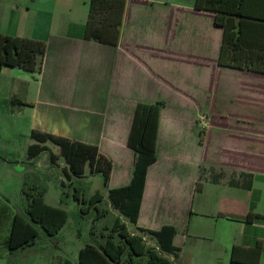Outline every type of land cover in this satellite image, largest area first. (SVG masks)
<instances>
[{
	"label": "crops",
	"instance_id": "crops-1",
	"mask_svg": "<svg viewBox=\"0 0 264 264\" xmlns=\"http://www.w3.org/2000/svg\"><path fill=\"white\" fill-rule=\"evenodd\" d=\"M89 1L0 0V33L47 45L40 72L0 68L29 85L20 112L29 111L30 134L36 129L98 146L113 164L109 186L121 187L133 174L128 140L136 106L163 101L157 160L148 169L138 225L173 224L179 245V234L184 242V228L201 214L209 219L206 232L221 239L217 263L239 264L231 260L234 245L260 244L262 264L264 73L219 64L224 29L195 3L126 0L119 42L110 45L84 37ZM165 117L174 122L168 145ZM202 117L206 125L193 152ZM187 166L194 172L176 192L184 182L178 168Z\"/></svg>",
	"mask_w": 264,
	"mask_h": 264
},
{
	"label": "trees",
	"instance_id": "trees-1",
	"mask_svg": "<svg viewBox=\"0 0 264 264\" xmlns=\"http://www.w3.org/2000/svg\"><path fill=\"white\" fill-rule=\"evenodd\" d=\"M125 5L126 0H90L84 37L117 45ZM195 7L213 12L215 23L224 29L220 65L264 73V0H196ZM46 50L47 45L42 40L0 33V67L40 72ZM163 105V101L137 104L128 140L135 154L133 174L130 183L121 187L109 186L113 164L99 152L98 146L32 130L30 136L34 142L28 148L30 159L50 149L48 143H51L59 151L50 152L51 162L56 163L63 157L72 173L79 177L86 175L87 169L91 175L100 174L107 190L110 208L100 206L104 199L101 191L97 190L88 198L82 186L76 189L75 199L87 206V210L94 208L96 219L115 214L112 224L101 233V240L80 249L79 264H177L181 247L175 243L176 226L164 224L154 229L138 225L148 169L157 160ZM45 192L39 185L24 183V215L15 216L11 248L33 246L39 237V228L49 237H55L66 224L67 211L47 204ZM246 218L249 220L250 215ZM261 251L260 244L252 248L234 245L231 260L239 264H258Z\"/></svg>",
	"mask_w": 264,
	"mask_h": 264
},
{
	"label": "rangeland",
	"instance_id": "rangeland-1",
	"mask_svg": "<svg viewBox=\"0 0 264 264\" xmlns=\"http://www.w3.org/2000/svg\"><path fill=\"white\" fill-rule=\"evenodd\" d=\"M162 1L185 8L195 3V0ZM57 13L62 15L59 10ZM15 77L17 74L0 72V264H65L66 259L72 264H78L80 249L86 244H97L101 240V233L106 232V226H110L114 221L115 214L96 219L97 211L94 208L87 210V206L81 205L75 199L78 187H83V192L88 198L99 190L104 195L100 206L110 208L100 174L91 175L87 169L86 175L79 177L72 173L63 157H59L56 163L51 162L50 152H59L57 146L51 143H48L50 149L43 151L35 159L28 157L29 145L34 142L29 132L30 114L27 109L20 112V108L29 85ZM172 126L174 122L169 123V118L165 117L163 135L167 145ZM193 135L191 139L194 143L189 150L194 152L203 135L201 119L198 126H194ZM163 150L161 145L159 152L161 156ZM193 172V167L178 168V177L184 182L181 187H176V192L184 191L185 176L188 179ZM67 173L71 174V177ZM27 181L30 185L45 188V202L66 210L68 220L55 237H49L42 228H39L40 234L36 244L20 253L11 248V239L16 214L24 215L26 201L23 187ZM199 198L200 195H196L194 201L196 205ZM208 220L201 214L192 216V221L184 228V242L182 232L179 234L178 246L181 247V251L178 264H223L213 259L218 253L221 239L206 232L205 225H208ZM162 221L160 218V222ZM224 264L230 262L226 261Z\"/></svg>",
	"mask_w": 264,
	"mask_h": 264
},
{
	"label": "built area",
	"instance_id": "built-area-1",
	"mask_svg": "<svg viewBox=\"0 0 264 264\" xmlns=\"http://www.w3.org/2000/svg\"><path fill=\"white\" fill-rule=\"evenodd\" d=\"M201 120H202L203 126H205L206 125V118L205 117H202Z\"/></svg>",
	"mask_w": 264,
	"mask_h": 264
}]
</instances>
